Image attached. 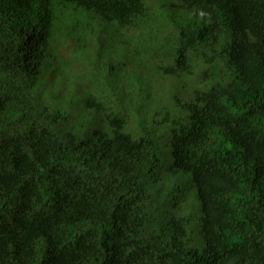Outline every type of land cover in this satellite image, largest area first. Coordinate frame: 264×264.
<instances>
[{
    "label": "trees",
    "instance_id": "1",
    "mask_svg": "<svg viewBox=\"0 0 264 264\" xmlns=\"http://www.w3.org/2000/svg\"><path fill=\"white\" fill-rule=\"evenodd\" d=\"M0 264H264V0H0Z\"/></svg>",
    "mask_w": 264,
    "mask_h": 264
},
{
    "label": "rangeland",
    "instance_id": "2",
    "mask_svg": "<svg viewBox=\"0 0 264 264\" xmlns=\"http://www.w3.org/2000/svg\"><path fill=\"white\" fill-rule=\"evenodd\" d=\"M161 25V23H159ZM107 35L103 34L101 38V41H103V49H109V48H116L118 45L127 44L126 49H131V53L128 56V62L130 63L134 58L136 60L142 59L147 51L148 44L141 42L139 39V32L138 30L134 31H127L122 30L119 31L117 34H114L113 37H109L106 41ZM107 49V50H108ZM161 58V57H160ZM143 60V59H142ZM152 60H150V64L147 63L145 60H143V65L146 66L144 69H140L137 71V76L134 77V81L132 84H129L127 82H124L120 77L119 84L121 86V90L118 93L117 97L121 102H127L130 99H135L137 102H141V104L145 105V108L150 107L151 104H153L154 101L157 100L159 96V91L163 88V85L166 83L163 82L162 78H158L155 76L154 66L151 63ZM124 69V68H123ZM117 73V71H116ZM166 149V148H165ZM182 186L184 189L189 188V184L184 180L182 182ZM193 189V187H192ZM194 197V189H193V195H189V197ZM196 200V199H195ZM197 202V201H196ZM198 205V203H197ZM190 217L192 220L193 226H196L197 220L200 217L202 219V214L199 211H191ZM202 225V221H201ZM197 229V228H196ZM201 230V226H200Z\"/></svg>",
    "mask_w": 264,
    "mask_h": 264
}]
</instances>
